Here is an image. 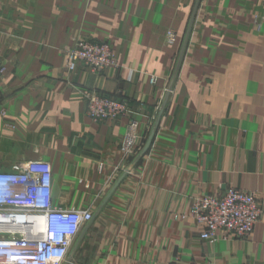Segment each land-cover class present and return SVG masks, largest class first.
I'll return each mask as SVG.
<instances>
[{
    "label": "crops",
    "instance_id": "crops-1",
    "mask_svg": "<svg viewBox=\"0 0 264 264\" xmlns=\"http://www.w3.org/2000/svg\"><path fill=\"white\" fill-rule=\"evenodd\" d=\"M193 2L0 0V167L47 160L54 204L93 212L70 252L77 262L264 264V80L253 84L250 69L237 79L236 60L252 53L234 49V39L249 46L264 0H211L171 95L178 43L167 32L183 39ZM78 38L108 42L116 65L70 72L65 52ZM82 89L139 113L136 152L122 150L128 118L94 121ZM230 187L256 193L260 222L247 238H201L194 198Z\"/></svg>",
    "mask_w": 264,
    "mask_h": 264
},
{
    "label": "built area",
    "instance_id": "built-area-1",
    "mask_svg": "<svg viewBox=\"0 0 264 264\" xmlns=\"http://www.w3.org/2000/svg\"><path fill=\"white\" fill-rule=\"evenodd\" d=\"M176 38L175 32H167L169 43L176 42ZM65 54L70 72L79 63L97 73L116 65L108 42L78 38ZM6 70L0 64V80ZM155 81L152 76L151 82ZM80 92L94 121L128 118L122 150L125 158L136 152L140 140L139 113L125 99L96 89ZM1 96L0 89V113L5 115ZM190 216L201 228V238L210 242L247 238L261 220L262 206L255 192L230 187L221 195H197ZM93 218L90 209L54 204L53 168L49 161L39 159L16 163L10 169L0 167V264H82L70 258V252L83 226Z\"/></svg>",
    "mask_w": 264,
    "mask_h": 264
},
{
    "label": "rangeland",
    "instance_id": "rangeland-1",
    "mask_svg": "<svg viewBox=\"0 0 264 264\" xmlns=\"http://www.w3.org/2000/svg\"><path fill=\"white\" fill-rule=\"evenodd\" d=\"M204 4V12L201 17L200 13L201 6ZM212 4L211 0H194L192 4V9L188 18L187 27L185 30V34L183 36V39L178 40L176 38V42L170 43L174 46L178 47L175 51L174 57H173V71H172V84L170 93L171 95L174 94V86L176 85V81L178 79V76L180 74V67L181 65L186 61L187 63L190 62L191 58L194 56L195 52V46L197 42H200L199 38V30L201 25V18H205L207 5ZM213 4H216L213 2ZM258 7H255V9L252 8L251 13V30H252V38L249 42V40H244L245 44L249 45L245 47L244 44L238 43L237 39H234V46H235V52L238 55L239 51L245 48V50H248L252 53V55H246L250 60L245 59V62L236 60L235 62V75L238 78H242V80L245 81V78L247 76V69H250L249 77L251 79H254L253 84L257 85L256 82L259 80H264V39L259 37V34L264 33V14L258 11ZM202 14V13H201ZM170 31L175 32V30L170 29ZM176 33V32H175ZM177 37V34H176ZM242 41V40H239ZM220 43V40L217 41L218 47ZM241 58V56H240ZM252 88L257 91L256 86L252 85ZM260 200V199H259ZM261 203V201H260ZM262 206V204H261ZM263 214V209H262ZM250 237V236H249ZM185 264V263H182Z\"/></svg>",
    "mask_w": 264,
    "mask_h": 264
},
{
    "label": "water",
    "instance_id": "water-1",
    "mask_svg": "<svg viewBox=\"0 0 264 264\" xmlns=\"http://www.w3.org/2000/svg\"><path fill=\"white\" fill-rule=\"evenodd\" d=\"M152 137H153V134L152 136L150 137L149 141H148V144H147V147H149L150 143H151V140H152Z\"/></svg>",
    "mask_w": 264,
    "mask_h": 264
},
{
    "label": "bare ground",
    "instance_id": "bare-ground-1",
    "mask_svg": "<svg viewBox=\"0 0 264 264\" xmlns=\"http://www.w3.org/2000/svg\"><path fill=\"white\" fill-rule=\"evenodd\" d=\"M40 224H41V226H40V231L42 232V229H43V225H42V223L40 222ZM42 234H40V236H41Z\"/></svg>",
    "mask_w": 264,
    "mask_h": 264
}]
</instances>
